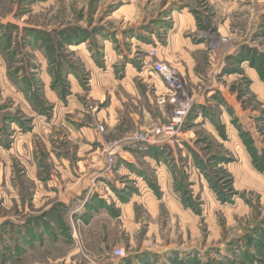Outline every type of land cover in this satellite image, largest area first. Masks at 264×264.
Returning <instances> with one entry per match:
<instances>
[{
    "label": "rangeland",
    "instance_id": "obj_1",
    "mask_svg": "<svg viewBox=\"0 0 264 264\" xmlns=\"http://www.w3.org/2000/svg\"><path fill=\"white\" fill-rule=\"evenodd\" d=\"M184 10L197 21L190 35L204 43L199 79L166 61L185 82L189 111L161 142L129 141L172 120L152 64L173 13ZM107 67L112 78L100 74ZM87 127L101 135L94 146L107 170L124 161L123 150L154 145L168 153L182 202L161 203L156 217L138 205L134 242L106 220L100 235L72 239L61 189L76 178L51 151L82 174L77 152L87 141L77 133ZM113 141L121 148L111 163L105 145ZM136 158L157 192L154 168ZM38 219L51 231L23 242ZM117 246L124 257L112 254ZM146 262L264 264V0H0V264Z\"/></svg>",
    "mask_w": 264,
    "mask_h": 264
},
{
    "label": "crops",
    "instance_id": "obj_2",
    "mask_svg": "<svg viewBox=\"0 0 264 264\" xmlns=\"http://www.w3.org/2000/svg\"><path fill=\"white\" fill-rule=\"evenodd\" d=\"M177 14L178 17L173 13V28L166 36V44L163 45L162 52H160L161 50L159 51V59L173 62L178 66L182 75L187 76L190 81H196L199 79L196 53L203 49L204 43H196L190 35L191 32H196L197 30L195 16L189 12H185V10ZM200 33L198 36H200ZM80 45H71V48L74 46L76 50L80 48ZM100 74H107L111 77L112 72L107 67L106 72ZM69 79L72 81L71 78ZM159 80L165 86L160 77ZM109 83L115 85L116 81L112 82L110 79ZM56 97L58 100V95ZM67 99L69 100V97ZM103 116L102 112H100L97 116V121H102L101 118ZM81 131L77 134L83 139L86 138L87 141L85 146L79 148L77 152V155L80 157L78 161L82 165V168L80 167L82 174L75 171V166L73 167L71 159L66 157V155L63 153L59 154L58 151H51V155L60 160L59 163L62 166V170L66 174H71L73 178H76L75 183L71 186H68L66 183L65 188L61 189V195L65 194L66 197L64 205L67 210H70L66 211L67 213L64 217L66 223L71 227L73 241L77 239V235H81L84 240L83 234L87 238L96 234L100 235L101 229L97 225L106 220L109 224L119 228L120 235H127L134 242V236H136L137 229L140 226L136 214V207L138 205L143 204L149 211H152L153 217L158 215L159 206L163 202L174 204L176 205V209H179L178 204L182 201L178 193L171 189L169 181L170 177L173 180L172 171L162 157L168 153L163 152L161 147L150 145L135 151L123 150L120 153L124 161H121L113 170H107L105 167L106 159L100 152V147L94 146V143L101 141V135L90 131L89 127L81 129ZM181 151L182 155L185 154V151ZM143 155L146 165L151 166L152 170L153 168L155 170L153 172L156 176L157 192L149 187L148 183L150 182L145 179V174L139 167L140 163L136 156H142L143 158ZM191 159L189 157L188 164L190 166L193 163ZM133 185H136L135 189H132ZM63 191L64 194H62ZM68 191L71 192V195H68ZM73 196H80L81 198L78 199L80 201L74 207L71 204ZM108 208L114 209L117 214H109Z\"/></svg>",
    "mask_w": 264,
    "mask_h": 264
},
{
    "label": "built area",
    "instance_id": "obj_3",
    "mask_svg": "<svg viewBox=\"0 0 264 264\" xmlns=\"http://www.w3.org/2000/svg\"><path fill=\"white\" fill-rule=\"evenodd\" d=\"M157 50L151 51V56H157ZM153 70L156 74L163 80L165 84V92L162 93L160 97V102L162 104L169 103L174 106V111L172 114V120L169 124H165L162 127L155 128L151 133L148 131L136 132L129 136L128 140L132 142L146 141L149 143H159L158 136L169 137L174 135L176 127L180 125L186 118L187 112L189 111V104L185 97V82L182 77L177 74L174 67H172L167 61L162 59H157L152 64ZM103 128V127H102ZM121 148L120 141L108 142L105 145V150L109 154V161L114 162L115 157L118 155L119 149ZM112 254L115 257H124L125 249L123 247L117 246L113 248Z\"/></svg>",
    "mask_w": 264,
    "mask_h": 264
},
{
    "label": "trees",
    "instance_id": "obj_4",
    "mask_svg": "<svg viewBox=\"0 0 264 264\" xmlns=\"http://www.w3.org/2000/svg\"><path fill=\"white\" fill-rule=\"evenodd\" d=\"M51 216V217H50ZM49 218L50 220L53 218L52 215H50ZM38 221H40L39 224H36L37 227L35 229H31L30 230V233H28L27 235H25L23 237V242H25L27 240V242H30V240H33V239H36L37 236L41 235L42 232H50L51 231V227H50V221H46V220H41V219H38ZM63 221V220H62ZM65 222V221H63ZM65 224V223H64ZM66 225V224H65ZM63 225V226H65ZM67 229L70 230V227H68ZM71 231V230H70ZM31 243V242H30ZM148 262H146L147 264Z\"/></svg>",
    "mask_w": 264,
    "mask_h": 264
}]
</instances>
